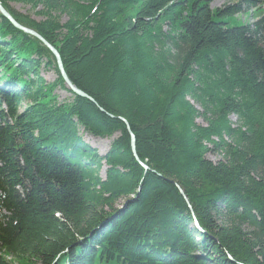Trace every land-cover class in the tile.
<instances>
[{
  "label": "trees",
  "instance_id": "obj_1",
  "mask_svg": "<svg viewBox=\"0 0 264 264\" xmlns=\"http://www.w3.org/2000/svg\"><path fill=\"white\" fill-rule=\"evenodd\" d=\"M0 1V264H264V0Z\"/></svg>",
  "mask_w": 264,
  "mask_h": 264
},
{
  "label": "water",
  "instance_id": "obj_2",
  "mask_svg": "<svg viewBox=\"0 0 264 264\" xmlns=\"http://www.w3.org/2000/svg\"><path fill=\"white\" fill-rule=\"evenodd\" d=\"M0 12L7 18L10 20V22L18 29L26 32V33H29V34H32L33 36L37 37L38 39H40L50 50L51 52L54 54V56L56 57V61H57V66L59 68V71H60V74L62 76V78L64 79L65 81V84L67 86V88L72 91L74 94L76 95H79L81 97H85V98H88L89 100H93L92 97L87 94L85 91L81 90L80 88H78L69 78L66 70H65V67H64V63H63V60H62V57L59 53V51L56 49V47H54L50 42H48L41 34H39L37 31L29 28V27H26L24 25H22L21 23H19L9 12L8 10L2 5L1 1H0ZM126 125H127V129L129 131V134L131 136V147H132V151L134 153V155L136 156V158L138 159V161L140 162V164L146 169L148 170L149 167L144 163L142 162L140 159H139V156L137 154V151H136V136L135 134L133 133L132 129L130 128V124L129 122L126 120V119H122ZM178 189L180 190V192L182 193V195L186 198V200L188 201V198L187 196L185 195L184 191L182 190V188L180 186H178ZM131 202V200H128L125 202L124 206L125 207L126 205H128V203ZM189 203V201H188ZM199 227V226H198ZM200 228V227H199Z\"/></svg>",
  "mask_w": 264,
  "mask_h": 264
},
{
  "label": "rangeland",
  "instance_id": "obj_3",
  "mask_svg": "<svg viewBox=\"0 0 264 264\" xmlns=\"http://www.w3.org/2000/svg\"><path fill=\"white\" fill-rule=\"evenodd\" d=\"M227 3H228V0H214L211 3V7L212 8H218V7H221ZM13 5L15 6V9L19 10L21 13L29 15V16H31V18H35V14L33 13V11H31L29 9V7L25 8L21 5H15V4H13ZM245 18L249 19L248 13L245 14ZM41 70H42V73H41L42 76H44V78H46L48 81L52 82L55 80V78H56L55 71H52L50 69H45V68H41ZM54 93L56 94V97L61 101H65V100L71 101L72 100V94H70L69 92L62 90L60 88L57 89ZM83 138L88 144L95 147L99 151V153H101V154H104L108 151L110 144L114 139V137L102 139L99 137L92 136L88 133L83 134ZM208 157L210 159H212L213 161H216L218 159V156L215 154H209ZM104 171H105V169H104ZM102 175L104 176V173ZM121 208H123V207H121ZM195 226L197 227L196 222H195Z\"/></svg>",
  "mask_w": 264,
  "mask_h": 264
}]
</instances>
